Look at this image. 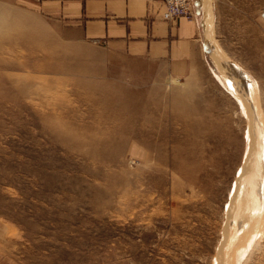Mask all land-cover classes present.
Segmentation results:
<instances>
[{"label": "rangeland", "instance_id": "374dc122", "mask_svg": "<svg viewBox=\"0 0 264 264\" xmlns=\"http://www.w3.org/2000/svg\"><path fill=\"white\" fill-rule=\"evenodd\" d=\"M192 1L209 67L179 80L0 0V264H221L249 121L210 44L264 120V0ZM195 141L204 188L177 169L194 170ZM263 240L236 264H264Z\"/></svg>", "mask_w": 264, "mask_h": 264}, {"label": "crops", "instance_id": "0c3cea01", "mask_svg": "<svg viewBox=\"0 0 264 264\" xmlns=\"http://www.w3.org/2000/svg\"><path fill=\"white\" fill-rule=\"evenodd\" d=\"M35 1L48 15L59 13L78 42L106 47L179 80L204 74L209 67L197 14L167 21L162 0Z\"/></svg>", "mask_w": 264, "mask_h": 264}, {"label": "bare ground", "instance_id": "6f19581e", "mask_svg": "<svg viewBox=\"0 0 264 264\" xmlns=\"http://www.w3.org/2000/svg\"><path fill=\"white\" fill-rule=\"evenodd\" d=\"M214 43L210 45L218 68L223 73L226 83L235 91V96L241 105L242 112L247 121H249V132L247 131L250 148L249 156L231 194V203L228 211L230 215L228 220L230 221L225 225L226 239L222 249L223 253L219 258L221 264H236L238 257L242 256L246 240L250 242L254 238L256 240L253 247L250 246L252 247L251 254L255 248L260 246L259 243L264 239V120L257 103L252 82L229 59H223V53L221 56ZM227 89L230 93H233L229 87ZM146 123L149 133L152 132L153 129L151 130L150 124L154 123L153 117L149 116ZM202 132H205L204 128L201 122H197L192 134L194 133V136L198 138L200 134L202 135ZM196 143L197 141H195V148L191 152V157L194 159V170L189 172L181 164L177 169L181 176L190 178L191 182L204 188L203 183L200 182L201 177H199V174L203 173L205 168L200 161L201 152H197V146L199 145ZM208 172L205 175L207 178H212V175H214L213 171L210 170Z\"/></svg>", "mask_w": 264, "mask_h": 264}, {"label": "built area", "instance_id": "2783aa9c", "mask_svg": "<svg viewBox=\"0 0 264 264\" xmlns=\"http://www.w3.org/2000/svg\"><path fill=\"white\" fill-rule=\"evenodd\" d=\"M163 18L167 21L176 18H195L192 0H162Z\"/></svg>", "mask_w": 264, "mask_h": 264}]
</instances>
